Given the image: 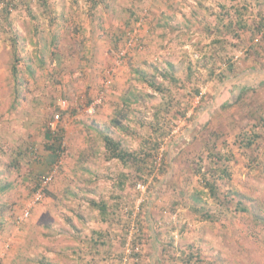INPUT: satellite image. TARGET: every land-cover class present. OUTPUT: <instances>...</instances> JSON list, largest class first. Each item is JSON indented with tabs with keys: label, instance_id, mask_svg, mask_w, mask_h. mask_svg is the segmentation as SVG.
Instances as JSON below:
<instances>
[{
	"label": "rangeland",
	"instance_id": "374dc122",
	"mask_svg": "<svg viewBox=\"0 0 264 264\" xmlns=\"http://www.w3.org/2000/svg\"><path fill=\"white\" fill-rule=\"evenodd\" d=\"M99 1L0 0V264H264V34L217 26L264 0ZM102 130L142 156L163 133L147 175Z\"/></svg>",
	"mask_w": 264,
	"mask_h": 264
},
{
	"label": "trees",
	"instance_id": "16d2710c",
	"mask_svg": "<svg viewBox=\"0 0 264 264\" xmlns=\"http://www.w3.org/2000/svg\"><path fill=\"white\" fill-rule=\"evenodd\" d=\"M101 1H103V0H101ZM93 2H94V6H97L100 3L99 0H93ZM246 9L247 8L243 7V6L237 7L235 10V14H236L235 19H229V20H228V18H229L230 12L227 9L226 12L224 11L221 15H217V17H218L217 26H221V27L223 26V28H226L227 30H229L231 32H235V33L240 31V30L248 29L249 32H251L252 36H254V34L256 32H262L264 34V17L261 16L260 20H257L256 24L253 25V23H249V21L247 19L243 18ZM133 10H134V7L132 6V8L130 9L131 14L128 17V19L125 21V25L123 26L125 29L124 37H127L128 41L132 38L131 36L135 30L134 25L137 22V20H139V18H140V16L136 15L135 11H133ZM116 38L117 39L115 40V42L120 40L121 37L116 35ZM136 40H137V42H139V38H137ZM230 67H232V66H230ZM251 71H254V69H252ZM14 74H17L16 66L14 67ZM164 75L166 77H170L174 80H177V78L175 77V74L173 73V66L172 65H170V69L168 71H166L164 73ZM145 80H148V79H145ZM149 82H150L151 86H153L154 88H157L158 91H160L162 93L164 92L160 84H156L152 80H149ZM236 98H238V95ZM263 127H264V116L262 118V124H261V128H263ZM257 132L256 133L254 132L253 136L248 135V137H247L248 143L246 144V146H251L253 144V142L256 140V138H258L259 135ZM100 133L102 135V138H103V141L105 144L108 159H115V158L119 159V160H121V162L124 165H128V166L139 164L136 166V168L138 171L142 172L144 175H147L146 173L153 168L151 166L150 161L153 157V151L156 150V148L158 150V148L160 146L159 145L160 144V142H159L160 135H162L163 133L158 135L156 144H155V142H153V145L150 148L151 151H149L147 153L144 151L145 154L143 156H142L141 152H139V151H131V150L126 149L123 146L122 141L113 137L109 132L102 130V131H100ZM46 136L48 138L46 146H47V149L49 151V157L51 159L50 165H51V164H53L52 162H55L57 159L60 158V156H61L60 152H62L65 149V147L64 148L62 147L63 134H62V130H61V132L56 133V135H53L50 131H48ZM34 149H35V147L32 145L30 147H27L26 151H24V153L22 151H19L18 154L20 156H23L26 153L27 155L31 156V155H34V152H35ZM218 154H220V155H218ZM216 155L218 156L217 158L219 160L222 159L221 153H217L214 156H216ZM224 159H226V157H224ZM149 162H150V165H149ZM261 163L264 164V160H262ZM199 170H201V169H199ZM217 172H221L220 173L221 175H219V177H223L224 175L229 176V173H228L226 167H224V169H219L218 171L216 169L215 174ZM203 176H204L203 178H205L204 182H205L206 187L209 189L212 196L216 197L217 196L216 190L218 188V186L216 185V181H214V180L211 181L210 179H208L207 174H205V173L203 174ZM38 178L40 179V177H38ZM240 194L241 193H239V195ZM241 196L243 197V195H241ZM92 204L100 210L101 215H103L102 217L106 218V216L108 214L107 213V210H108L107 203L106 202H102V203H97V202L94 203L93 202ZM238 204L241 205L242 201H238ZM195 210H197L198 212H201L202 214L207 213L202 209V207H195ZM240 210L247 211L248 208L247 207H241ZM254 216L260 217L259 214H255ZM203 218L210 219L211 217L207 213V215H204Z\"/></svg>",
	"mask_w": 264,
	"mask_h": 264
},
{
	"label": "built area",
	"instance_id": "2783aa9c",
	"mask_svg": "<svg viewBox=\"0 0 264 264\" xmlns=\"http://www.w3.org/2000/svg\"><path fill=\"white\" fill-rule=\"evenodd\" d=\"M19 2V0H9V4H11V6H13L14 4H16V3H18ZM134 32H135V30H134ZM133 39H135V42L137 41L136 39L137 38H131L129 41H130V45H132V43H131V40H133ZM60 117V114H57V115H55V119H58ZM47 180H49V179H47ZM137 250H139V248H137ZM130 251H135V250H133V249H129V251L127 252V255L129 256L130 254H132V252H130ZM137 252V251H136ZM125 257V256H124ZM123 257V259H122V261H121V263L120 264H129V262H128V259L127 258H124Z\"/></svg>",
	"mask_w": 264,
	"mask_h": 264
},
{
	"label": "crops",
	"instance_id": "0c3cea01",
	"mask_svg": "<svg viewBox=\"0 0 264 264\" xmlns=\"http://www.w3.org/2000/svg\"><path fill=\"white\" fill-rule=\"evenodd\" d=\"M151 243H152V242H151ZM152 247H154V248H156V249H157V248L159 249V246L156 245V243H153ZM155 254H156V253L154 252V253L152 254V256L154 257ZM158 255H159V254H158V250H157V257H158ZM152 256H151V257H152Z\"/></svg>",
	"mask_w": 264,
	"mask_h": 264
}]
</instances>
